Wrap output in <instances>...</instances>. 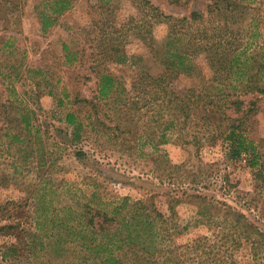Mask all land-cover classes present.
<instances>
[{"label": "trees", "instance_id": "trees-1", "mask_svg": "<svg viewBox=\"0 0 264 264\" xmlns=\"http://www.w3.org/2000/svg\"><path fill=\"white\" fill-rule=\"evenodd\" d=\"M208 1L207 12L175 16L151 0H132L136 11L121 25L105 24L100 17L87 29L94 42L96 94H79L75 102L67 89L59 96L61 104L74 103L63 118L72 127L73 139L94 133L102 114L116 121L115 126L103 122L111 140L116 130L134 135L132 149L140 151L146 144L157 149L172 141L196 148L198 163L192 165L175 164L162 152L153 156L167 165L163 175L169 183H159L167 211L160 208L155 193L97 203L77 200L76 207L39 202L41 186L25 184L31 162L44 165L43 135L31 120L32 110L22 106L26 111L19 116L0 98V187L22 179L18 186L27 194L0 202V264H38L49 254L70 255L75 264H242L236 251L245 243L252 261L264 257V211L254 202L264 195L263 0ZM42 4L46 31L73 0ZM161 24L167 32L159 40L155 27ZM134 40L149 48V57L128 51L127 44ZM63 48L68 63L79 60V49L73 50L68 42ZM112 63L136 66L130 87L124 74L113 72ZM40 74L47 84L53 83L52 73L40 68ZM183 75L198 76L200 83L182 86L177 80ZM145 115L148 119L143 121ZM205 149H218L225 160L244 162L251 169L257 184L242 192L244 202L233 199L235 205L227 199L232 187L241 191L240 182L222 173L220 162L205 161ZM210 190H221L223 196ZM182 205L192 209L189 217L181 215ZM243 206L252 208L253 217ZM202 225L214 232L179 242Z\"/></svg>", "mask_w": 264, "mask_h": 264}, {"label": "rangeland", "instance_id": "rangeland-1", "mask_svg": "<svg viewBox=\"0 0 264 264\" xmlns=\"http://www.w3.org/2000/svg\"><path fill=\"white\" fill-rule=\"evenodd\" d=\"M151 1L166 13L175 16L187 15L192 10L207 12L209 2ZM262 4L264 9V0ZM42 7V0H0V98L19 116L26 111V108H20L22 106L32 110L31 120L43 135V145L40 144V147L45 154L44 165L32 161L26 186H22H41L39 202L45 199L57 206L72 207L77 206V200L89 199L97 203L101 199L112 200L122 196L139 199L155 193L160 208L167 211L165 196L159 193L162 190L159 183L163 182L162 186L169 183L168 177L163 175L167 165L164 161L158 162L153 156L162 152L175 164L192 165L198 163L196 148L182 141H172L157 149L150 144L144 145L140 151L132 149L131 145L135 144L134 135L116 130V138L111 140V134L103 131L106 129L103 122L115 126L116 121L111 115L102 114V123L98 122L99 126L94 133H84L81 139H73L72 127L63 118L69 108H74V103L61 104L59 98L64 96L66 89L71 92L74 102L79 94L86 97L96 94L98 77L92 70L91 59L94 42L91 39L93 35L87 29L93 27V23L100 17L105 24L121 25L136 11L132 0H73V6L59 16L57 23L46 31L42 30ZM166 32V25L155 27V35L159 40ZM66 42L73 50L80 51L79 60L74 64L66 60V51L63 48ZM127 49L131 54L150 56L149 48L138 40L129 42ZM152 64L156 67V64ZM40 68L52 73L53 83L47 84L42 79ZM110 68L118 75L124 74L128 86H131L136 76L135 65L112 63ZM177 82L182 86L195 85L200 83V77L183 75ZM144 112H149V115L152 113L147 109ZM147 119L148 115L142 117L143 121ZM260 120L261 129L264 131V109L261 111ZM1 123L0 117V126ZM99 130L102 132L98 133ZM215 151L205 149L202 152L203 159L220 162L222 173L227 172L232 181L240 182L241 191L232 187L227 199L235 205L237 202H244L246 197L242 192L254 190L257 184L251 169L244 162L225 160L218 149ZM20 182L22 179L15 180L10 186L0 187V202L27 195L18 186ZM92 192L96 193V197L92 196ZM210 192L223 196L221 190ZM254 202L264 211V195L258 196ZM31 207L35 208L34 204ZM243 209L253 217L254 211L251 207L243 206ZM180 210L184 218L193 213L187 205H182ZM40 213L43 212L39 208L36 215L39 221ZM213 230L208 225H202L179 237V242H185L198 234H212ZM236 257L242 264H251L250 261L253 264H264V257L257 262L251 260V249L247 243L236 251ZM75 263L70 255L60 258L49 254L38 261V264Z\"/></svg>", "mask_w": 264, "mask_h": 264}]
</instances>
